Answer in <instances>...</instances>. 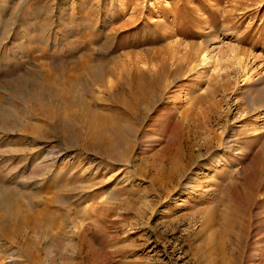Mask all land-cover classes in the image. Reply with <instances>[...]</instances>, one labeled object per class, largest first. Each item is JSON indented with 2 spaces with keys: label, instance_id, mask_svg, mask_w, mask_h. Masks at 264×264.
<instances>
[{
  "label": "rangeland",
  "instance_id": "1",
  "mask_svg": "<svg viewBox=\"0 0 264 264\" xmlns=\"http://www.w3.org/2000/svg\"><path fill=\"white\" fill-rule=\"evenodd\" d=\"M0 264H264V0H0Z\"/></svg>",
  "mask_w": 264,
  "mask_h": 264
},
{
  "label": "bare ground",
  "instance_id": "2",
  "mask_svg": "<svg viewBox=\"0 0 264 264\" xmlns=\"http://www.w3.org/2000/svg\"><path fill=\"white\" fill-rule=\"evenodd\" d=\"M115 133V132H114ZM113 134V133H112ZM121 136V135H120ZM119 137V136H118ZM109 139V141H107L108 142V144L110 145V146H112V147H115V146H119V140H118V138L117 137H113V135L111 136L110 135V137L108 138Z\"/></svg>",
  "mask_w": 264,
  "mask_h": 264
}]
</instances>
